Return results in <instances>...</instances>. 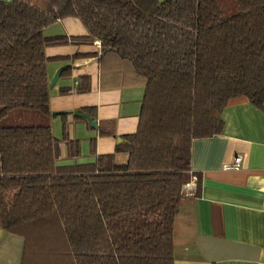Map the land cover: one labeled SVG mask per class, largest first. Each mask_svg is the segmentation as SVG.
<instances>
[{"label":"trees","instance_id":"trees-1","mask_svg":"<svg viewBox=\"0 0 264 264\" xmlns=\"http://www.w3.org/2000/svg\"><path fill=\"white\" fill-rule=\"evenodd\" d=\"M66 17L145 93L136 131L114 152L61 165L62 143L77 158L80 140L53 134L46 48L69 40L44 28ZM239 98L264 109V0H0V118L46 117L0 125V226L23 238L21 264H174L192 141L221 133ZM98 128L115 135L113 120Z\"/></svg>","mask_w":264,"mask_h":264},{"label":"crops","instance_id":"crops-1","mask_svg":"<svg viewBox=\"0 0 264 264\" xmlns=\"http://www.w3.org/2000/svg\"><path fill=\"white\" fill-rule=\"evenodd\" d=\"M44 34L69 40L46 48L50 82L60 70L50 88L53 134L80 140L77 158H68L62 143L59 164L94 162L99 154L114 152L124 134L136 131L145 87L129 81L124 72L130 70L88 39L78 17L58 19ZM82 76L89 77L87 91L78 90ZM75 110L94 116L98 127L113 120L115 135H101L87 119L76 118ZM222 119L221 133L192 141L191 171L199 178V193L185 195L178 205L174 264H264V109L239 98L224 107ZM237 155L243 157L241 166L231 167ZM116 157L126 159L123 153ZM23 244L21 236L0 226V264H21Z\"/></svg>","mask_w":264,"mask_h":264},{"label":"rangeland","instance_id":"rangeland-1","mask_svg":"<svg viewBox=\"0 0 264 264\" xmlns=\"http://www.w3.org/2000/svg\"><path fill=\"white\" fill-rule=\"evenodd\" d=\"M44 118L46 117L43 116L39 111L19 108L10 111L8 115L0 118V125L42 124L44 123Z\"/></svg>","mask_w":264,"mask_h":264},{"label":"built area","instance_id":"built-area-1","mask_svg":"<svg viewBox=\"0 0 264 264\" xmlns=\"http://www.w3.org/2000/svg\"><path fill=\"white\" fill-rule=\"evenodd\" d=\"M95 42L99 47H101V43L99 40H96ZM242 159H243L242 155H237L235 157L234 164L231 167L239 168L241 166ZM196 188H197V176L195 173L191 172V177L187 182L183 184L182 190L185 195H190L196 191Z\"/></svg>","mask_w":264,"mask_h":264},{"label":"water","instance_id":"water-1","mask_svg":"<svg viewBox=\"0 0 264 264\" xmlns=\"http://www.w3.org/2000/svg\"><path fill=\"white\" fill-rule=\"evenodd\" d=\"M5 1H12V0H5ZM59 73H60V70L57 72V74L53 78L52 82H50V84H49L50 88L53 86L54 82L56 81L57 77L59 76ZM75 114H78V115L84 117L85 119H87L93 127H95V128L98 127V121L96 120V118L94 116H92L88 112H81L80 110H75Z\"/></svg>","mask_w":264,"mask_h":264}]
</instances>
